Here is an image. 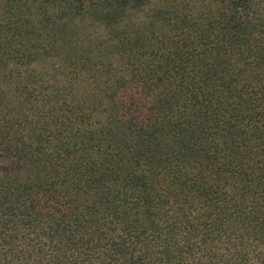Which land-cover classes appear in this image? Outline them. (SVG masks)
Masks as SVG:
<instances>
[{
	"label": "trees",
	"instance_id": "1",
	"mask_svg": "<svg viewBox=\"0 0 264 264\" xmlns=\"http://www.w3.org/2000/svg\"><path fill=\"white\" fill-rule=\"evenodd\" d=\"M0 264H264V0H0Z\"/></svg>",
	"mask_w": 264,
	"mask_h": 264
}]
</instances>
